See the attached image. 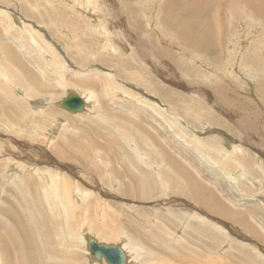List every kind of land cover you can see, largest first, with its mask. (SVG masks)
Here are the masks:
<instances>
[{
  "label": "rangeland",
  "instance_id": "obj_1",
  "mask_svg": "<svg viewBox=\"0 0 264 264\" xmlns=\"http://www.w3.org/2000/svg\"><path fill=\"white\" fill-rule=\"evenodd\" d=\"M226 1L0 0V264H264V0Z\"/></svg>",
  "mask_w": 264,
  "mask_h": 264
},
{
  "label": "bare ground",
  "instance_id": "obj_2",
  "mask_svg": "<svg viewBox=\"0 0 264 264\" xmlns=\"http://www.w3.org/2000/svg\"><path fill=\"white\" fill-rule=\"evenodd\" d=\"M92 1V0H91ZM226 1V0H225ZM243 1V0H242ZM249 4H251V1L253 2V0H246ZM256 1V0H255ZM254 1V2H255ZM227 2V1H226ZM225 2V3H226ZM264 2V1H263ZM262 2V0H261V3H263ZM223 3V2H222ZM258 3V2H257ZM259 3H260V0H259ZM258 3V7H260V5H262L261 3L259 4ZM255 4H256V2L253 4L254 5V8H253V6H252V9H255L254 11H252L253 13H255V15L256 14H258V16H264V12H262L264 9H262V7H260L261 9H262V11H260V8L259 9H256L257 7H255ZM264 4V3H263ZM224 5V4H223ZM252 5V4H251ZM251 5H249V7L251 6ZM262 6H264V5H262ZM184 7V6H183ZM248 7V8H249ZM191 8V7H190ZM189 8V9H190ZM223 8V7H222ZM247 8V9H248ZM251 9V8H250ZM249 9V10H250ZM248 12V11H247ZM250 12H251V10H250ZM249 12V13H250ZM191 13H193V11H191ZM252 15H254V14H252ZM183 17V16H182ZM145 22V21H144ZM167 22H169L168 20H167ZM172 23V22H171ZM179 22L177 21V24H178ZM150 24V23H149ZM165 25V24H164ZM167 25V24H166ZM176 25V24H175ZM175 25H174V27H175ZM182 25V24H181ZM169 26H173V25H170L169 24ZM186 26V25H185ZM163 27V26H162ZM64 28V27H63ZM161 28V27H160ZM164 28V27H163ZM176 29H177V27H175ZM106 32V31H105ZM116 35V34H115ZM195 37V36H194ZM193 37V38H194ZM201 37H204V35H201ZM206 37V36H205ZM110 45V44H109ZM4 46V45H3ZM6 46H8V45H6ZM6 46H4L3 47V49H4V53L5 54H7V55H9V56H7L6 58L8 59V61H11V62H18V63H20V59H23V57H22V55L20 54V53H16V52H14L11 48V46H8V47H6ZM198 46L200 47V48H202V46H201V44L199 45L198 44ZM109 50H110V47H109ZM113 50V49H112ZM110 53V52H109ZM116 54V53H115ZM12 58V59H11ZM5 62V61H4ZM9 64V63H8ZM2 66V65H1ZM8 66H10V65H7V64H5L4 63V66H3V71L1 70V72H0V80L2 79L4 82H6L7 84H10L11 82H13V81H15L14 80V76L15 75H12V74H10V72H11V70L9 69V67ZM1 68V67H0ZM13 68V67H12ZM22 69H23V71H24V73H26V74H30V79L32 80V82L34 83V84H36V85H38V87H40L41 89L42 88H46V87H44V84L43 83H41L38 79H41L43 76H41V77H37L36 78V76L35 75H33V74H31V71L26 67V66H24V65H22ZM166 70V69H165ZM13 71V70H12ZM14 74V73H13ZM106 74V73H105ZM109 74V73H108ZM107 76V75H106ZM108 77L109 78H111L112 77V75L110 74V75H108L107 76V79H108ZM101 80V79H100ZM21 83V82H20ZM7 86V88L9 89L10 88V86H8V85H3V87H6ZM25 87L27 88V91H28V93L26 94L27 96H29V97H31V96H33L32 95V93H33V90L31 89V87L29 86V85H25ZM26 93V92H25ZM30 93V94H29ZM72 93H75V94H77L78 96H80L83 100H84V106L80 109V110H78V111H69V110H67L64 106V108L67 110V111H69L70 113H80V112H83L85 109H86V99L84 98V97H82L81 95H79L78 93H76V92H72ZM69 95V94H68ZM67 95V96H68ZM66 97V96H65ZM64 97V98H65ZM33 98V97H32ZM63 99V98H62ZM38 106V105H37ZM36 109V108H35ZM132 110H134V109H132ZM130 114H132V111L130 112ZM115 116H118V117H121L122 118V120L123 119H126L127 120V122L129 121V120H132L131 118H129L125 113H122L121 115L120 114H114ZM137 115V114H136ZM136 115H135V117H136ZM133 117H134V115H133ZM57 121V120H56ZM58 122V121H57ZM124 122V121H123ZM130 122V121H129ZM128 122V123H129ZM58 123H60V121L58 122ZM58 123H57V125H58ZM112 123V122H111ZM131 123H132V121H131ZM113 125H115L114 123L112 124V126ZM103 126V125H102ZM108 126H110V125H108ZM74 134V133H73ZM65 136V135H64ZM68 140V139H67ZM25 179H26V177H25ZM30 179V178H29ZM32 182H34V181H32ZM28 183H30L29 181H28ZM37 183V182H36ZM191 183V182H190ZM31 184V183H30ZM34 184V183H33ZM194 184V183H193ZM204 188V187H203ZM33 189H35L34 190V192H36V194H37V190H38V185L37 186H33ZM193 189V188H192ZM205 189H207V188H205ZM211 190V189H210ZM213 190V189H212ZM214 192V191H213ZM215 193V192H214ZM200 194V193H199ZM210 194V193H209ZM35 195V194H34ZM79 195V194H78ZM82 195V194H81ZM210 198H212L216 203H218V204H220V206L222 205L223 207H224V209L225 208H227L226 207V204H224V202L220 199V197L218 196V195H215V194H213V193H211L210 195ZM36 197V196H35ZM196 197V196H195ZM199 197V196H198ZM34 201V200H33ZM36 202V201H35ZM203 202V201H202ZM208 202V201H207ZM206 202V203H207ZM215 203V204H216ZM26 204V203H25ZM222 208V207H221ZM223 209V208H222ZM228 210H230V208H227V211ZM43 213V212H42ZM229 213V212H228ZM53 215L54 216V214H53V212H50V213H46V215ZM231 214V213H230ZM20 215H21V217H22V224H17L19 227V229L21 230V231H23V232H25V234L27 235L28 233H30V232H32L31 231V226L33 227L34 225H31L30 224V219H28V215H23V214H21L20 213ZM52 216V217H53ZM48 217V216H47ZM15 220H17V217H15ZM24 220H26V222H24ZM49 221V220H48ZM15 222H17V221H15ZM19 222V221H18ZM52 222V221H51ZM53 222H54V220H53ZM27 224V225H26ZM33 224V223H32ZM47 224H48V222H47ZM16 225V226H17ZM29 225H31V226H29ZM51 225V224H50ZM55 227V226H54ZM49 228H50V226H49ZM39 229V228H38ZM20 230H17V231H20ZM20 231V232H21ZM46 231H49V230H47L46 229ZM22 232V233H23ZM34 232V231H33ZM33 232H32V235H33ZM46 233H48V232H46ZM50 234H51V232H49ZM25 234H23V235H25ZM31 234V233H30ZM29 234V235H30ZM50 234H48V236L50 235ZM18 235V234H17ZM20 236H22V234H20ZM47 236V235H46ZM53 236V234L51 235V237ZM26 237V236H25ZM31 237V236H30ZM34 237V236H33ZM89 237H92V235L91 234H88V233H84V241H85V247H87V244H88V238ZM22 238V237H21ZM44 238V237H43ZM49 238H50V236H49ZM23 239V238H22ZM21 239V240H22ZM30 239V238H29ZM41 239V238H40ZM39 239V240H40ZM51 239V238H50ZM50 239H48V237H47V240H50ZM18 241V240H17ZM27 238L25 239V240H23V244H25V248L27 249V251H28V253H29V256H30V253H33L31 250V248H27L28 247V245H27V247H26V244H27ZM31 241V240H30ZM44 241V240H43ZM51 241V240H50ZM33 242H34V240H33ZM32 242V243H33ZM37 242V241H36ZM32 243H31V245H32ZM34 244V243H33ZM36 244V243H35ZM38 244V243H37ZM30 245V244H29ZM121 245V244H120ZM34 246V245H33ZM32 246V247H33ZM122 246V245H121ZM48 247V246H47ZM123 247V246H122ZM19 249V248H18ZM31 249V250H30ZM87 249H88V247H87ZM123 249H124V247H123ZM51 251H52V249H50ZM89 250V249H88ZM26 251V250H25ZM90 252V251H89ZM51 253H53V252H51ZM50 253V254H51ZM124 253H125V264H129L130 262H129V254L127 253V250L126 249H124ZM191 253V252H190ZM24 254H25V252H24ZM27 255V254H26ZM90 255H91V253H90ZM129 255V256H128ZM92 256V255H91ZM191 256V255H190ZM131 257V256H130ZM189 257V256H188ZM187 257V258H188ZM93 258V257H92ZM102 258V257H101ZM101 258L99 259V260H101ZM232 258V257H231ZM26 259V258H25ZM28 259V258H27ZM104 259V258H103ZM95 260V259H94ZM105 260V259H104ZM184 260H185V258H184ZM191 259H189V261H190ZM194 260V259H193ZM9 261V260H8ZM102 261V260H101ZM130 261H131V259H130ZM188 261V262H189ZM106 262V261H105ZM185 262V261H184ZM191 262V261H190ZM189 262V263H190ZM194 262V261H193ZM231 262V261H230ZM20 263V262H19ZM107 263V262H106ZM13 264V263H12ZM15 264V263H14ZM108 264V263H107ZM188 264V263H187ZM190 264H192V263H190ZM197 264V263H196ZM225 264V263H224ZM227 264V263H226Z\"/></svg>",
  "mask_w": 264,
  "mask_h": 264
},
{
  "label": "water",
  "instance_id": "obj_3",
  "mask_svg": "<svg viewBox=\"0 0 264 264\" xmlns=\"http://www.w3.org/2000/svg\"><path fill=\"white\" fill-rule=\"evenodd\" d=\"M60 104L69 111H78L84 106V100L77 94L70 93ZM87 247L96 260L103 257L108 264H125V253L120 244H106L89 237Z\"/></svg>",
  "mask_w": 264,
  "mask_h": 264
},
{
  "label": "clouds",
  "instance_id": "obj_4",
  "mask_svg": "<svg viewBox=\"0 0 264 264\" xmlns=\"http://www.w3.org/2000/svg\"><path fill=\"white\" fill-rule=\"evenodd\" d=\"M57 123H58L57 121H54L53 122V127H56L57 126Z\"/></svg>",
  "mask_w": 264,
  "mask_h": 264
}]
</instances>
